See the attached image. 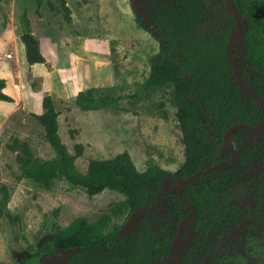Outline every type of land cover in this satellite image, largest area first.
<instances>
[{
    "label": "rangeland",
    "instance_id": "rangeland-1",
    "mask_svg": "<svg viewBox=\"0 0 264 264\" xmlns=\"http://www.w3.org/2000/svg\"><path fill=\"white\" fill-rule=\"evenodd\" d=\"M63 1L70 9L69 20ZM146 1L0 0V78L11 98L0 100V188L8 187L7 209L13 217H0V264H20L22 259L63 264L73 251L55 245L52 238L58 228L77 218L93 223L108 215L111 229L129 213L126 197L117 191L105 189L91 196L62 177L48 189L22 175L16 153L9 148L13 139L29 143L37 158L55 157L34 116L44 112V96L53 97L59 135L70 154L76 153L77 144L83 145L74 162L81 173L87 172L91 160L110 159L123 151L143 173L152 166L175 172L184 164L173 85H147L161 36L148 18ZM27 21L44 63L26 62L20 36ZM92 87L100 89L95 93L101 97L100 106L80 109L77 93ZM250 187L241 184L221 198L218 212H234L237 224L227 221L212 238L209 254L198 240L190 264H261L252 250V233L260 222ZM120 206L123 212L116 216ZM237 252L247 261L237 263Z\"/></svg>",
    "mask_w": 264,
    "mask_h": 264
},
{
    "label": "trees",
    "instance_id": "trees-1",
    "mask_svg": "<svg viewBox=\"0 0 264 264\" xmlns=\"http://www.w3.org/2000/svg\"><path fill=\"white\" fill-rule=\"evenodd\" d=\"M233 1L242 16L235 45L237 26L226 0L146 1L148 18L161 36L160 51L147 85H173L185 149V162L177 171L152 166L144 173L139 172L129 152L123 151L110 159L91 160L87 172H79L74 162L82 154L83 145L77 144L76 153L70 154L62 143L59 112L51 95L42 99L44 112L34 116L43 126L55 157L37 158L29 143L17 138L9 144L16 153L22 175L40 186L49 189L62 177L91 196L110 189L126 197L124 208L129 213L121 225L109 229L111 217L103 215L93 223L77 218L57 229L52 238L55 245L73 251L63 264H177L178 256L171 246L179 232L181 238L175 247L182 264H190L198 240L200 248L209 254L212 238L226 228L227 221L237 224L236 214L230 210L218 212V204L241 184L251 185L249 191L260 222L252 233V250L255 260L264 263V124L253 129L264 119V102L243 92L236 80L237 70L226 55V47L231 45L232 56L241 66L242 83L264 100V0ZM62 5L69 20L70 9L64 1ZM26 25L20 36L26 62L44 63L45 56L31 33L29 21ZM4 88L5 80L0 78V100L11 101ZM98 91L96 87L79 91L75 103L83 110L98 108L102 102L95 94ZM236 124L248 126L236 127L229 133L238 149L236 163L221 165L182 186L181 194L190 202L187 204L178 194L179 180L218 162H232L234 146L225 133ZM171 177L175 179L164 191L163 184ZM0 194V217L11 220L6 185L0 188ZM193 208L197 218L192 224L185 220H194ZM137 209H145V215L133 232L121 237L120 229ZM122 212L120 206L115 214L119 216ZM233 256L237 263L247 261L243 253ZM20 264L31 263L22 259Z\"/></svg>",
    "mask_w": 264,
    "mask_h": 264
},
{
    "label": "water",
    "instance_id": "water-1",
    "mask_svg": "<svg viewBox=\"0 0 264 264\" xmlns=\"http://www.w3.org/2000/svg\"><path fill=\"white\" fill-rule=\"evenodd\" d=\"M226 2L228 4V6H229L230 11L232 12V14L234 16L235 24L237 26V28H236V35H235V42L233 43V45H235L238 42V40H239V31H240V29L242 27V16L239 13V11H238V9H237V7H236V5H235V3H234L233 0H226ZM230 48H231V45H228L226 47V55H227V58H228L229 62L232 63V65L237 70L236 80H237V83H238L239 87L249 97H251L253 99H258V100L264 102L263 99H260L258 96H256V95L252 94L251 92H249L248 88L242 83V80H241V75H242L241 74V66H240V64L236 60H234ZM262 124H264V119L261 120L256 126H254L253 129H257ZM239 126H246V127H248L245 124H236V125H233L232 127H230L226 131V133H225V138L227 140H229L233 144V146H234L235 157H234V160L232 162H226V161L218 162V163H216L213 166L207 167V168L203 169L202 171L195 172L192 175H190V176H188L186 178H181L179 180V184H178L177 190H178L179 196L181 197V199L184 202H186L187 204H190V202L187 201L182 196V194H181V188H182V186H185V185L189 184L190 182L194 181L195 179H197L198 177H200L202 175H205V174H208V173L214 171L216 168H218L221 165L233 166L236 163V161L238 159V149H237L236 142L229 136V133L234 128L239 127ZM174 179H175L174 177H171V178H168L164 182V184H163V190L164 191H167L170 182L173 181ZM193 211H194V220L193 221L185 220V221L190 222L192 224L195 222V220L197 218V212H196L195 208H193ZM145 213H146V210L145 209H137V210L131 212L130 215L128 216L126 222L124 223V225L120 229V233H119L120 236L121 237H124L127 234L133 232L136 229V227L139 225V223L141 222V220H142L143 216L145 215ZM180 238H181V232H179L177 238L175 239V241L172 243V246H171L172 251L175 252L177 254V256H178V263L177 264H182L181 256H180L179 252L177 251V249L175 247L176 242Z\"/></svg>",
    "mask_w": 264,
    "mask_h": 264
},
{
    "label": "flooded vegetation",
    "instance_id": "flooded-vegetation-1",
    "mask_svg": "<svg viewBox=\"0 0 264 264\" xmlns=\"http://www.w3.org/2000/svg\"><path fill=\"white\" fill-rule=\"evenodd\" d=\"M177 255V254H176Z\"/></svg>",
    "mask_w": 264,
    "mask_h": 264
}]
</instances>
